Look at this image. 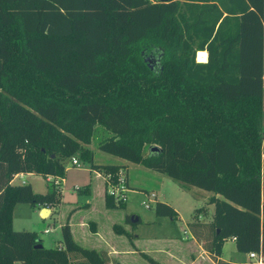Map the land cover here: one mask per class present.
<instances>
[{
  "label": "trees",
  "instance_id": "16d2710c",
  "mask_svg": "<svg viewBox=\"0 0 264 264\" xmlns=\"http://www.w3.org/2000/svg\"><path fill=\"white\" fill-rule=\"evenodd\" d=\"M98 124L111 133L100 150L214 193L211 221L190 223L196 237L211 229L217 264H237L217 259L233 238L264 261V0H0V264H107L69 223L62 245L38 247L12 216L18 203L59 206L73 156L116 177L124 166L87 147ZM21 173L49 190L13 183Z\"/></svg>",
  "mask_w": 264,
  "mask_h": 264
},
{
  "label": "rangeland",
  "instance_id": "374dc122",
  "mask_svg": "<svg viewBox=\"0 0 264 264\" xmlns=\"http://www.w3.org/2000/svg\"><path fill=\"white\" fill-rule=\"evenodd\" d=\"M200 53L201 51L197 52L198 61L202 56ZM144 59H147V64H152L149 59L153 58L148 54L144 56ZM110 135L111 133L106 128L98 124L92 142L87 147L94 151V162H126L128 165L132 183L131 191L134 190V192L128 194L129 200L126 207L108 208L105 205L102 192L103 183H105L103 177L91 169L90 162L76 155L75 157L79 161L78 165H73L71 159L66 161L64 179H56L54 183L58 189L60 188V206L53 207L52 214L43 217L40 205L18 203L12 212L13 228L37 232L42 244L47 248H52L63 242L61 227L66 223L72 224L75 237L84 239L80 237L78 225L85 222L87 223V227H85L87 237L93 235V238L92 241H90L91 238H87L86 241L79 242L89 248L96 247L103 253L105 250L103 242L98 243L94 236L95 233L90 228L92 222H95L105 236V233H112L115 239L121 242L118 243V246L121 244L120 253L115 257H108L107 251L104 252L107 264H114L116 261L121 264H154L155 262L185 264L184 261L192 260L189 257L192 250L185 247L192 244L195 238L205 250L203 256L197 260V264H212L207 259L209 256L213 260L207 249L212 238L211 229H204L200 233L201 236L196 237L190 222L207 223L212 219L208 205L214 193L182 183L165 173L100 150L98 142ZM13 183H28L35 192L39 193H46L51 186L44 176L36 173L19 174L15 176ZM148 192L156 193L158 200L173 204L178 210L179 216L172 218L157 215L155 201H151L150 207H146L143 201L147 200ZM199 209H201L200 212ZM133 217L139 219L133 221ZM115 223L119 227H125L129 234L116 233V229L113 230V228L111 230V226ZM47 229L49 231H46ZM92 243L94 245H91ZM222 252L223 258L229 262H248L250 264L255 261L246 253L238 251L236 243L232 239L225 241Z\"/></svg>",
  "mask_w": 264,
  "mask_h": 264
},
{
  "label": "crops",
  "instance_id": "0c3cea01",
  "mask_svg": "<svg viewBox=\"0 0 264 264\" xmlns=\"http://www.w3.org/2000/svg\"><path fill=\"white\" fill-rule=\"evenodd\" d=\"M202 53H207L206 51H201ZM203 58V59H202ZM205 59H207V54H206V58ZM205 59H204V57H201V59L199 60V61H205ZM123 159V158H122ZM95 163H97V164H118V165H124V167L127 169V176H128V184H129V186L130 187H132V183H131V177H130V174H129V168H128V165L126 164V162H122V163H99V162H95ZM94 171H96L97 173H98V175H100L99 173V171H97V170H94ZM21 174H23V173H21ZM28 174H31V173H28ZM19 175V174H18ZM17 176V175H16ZM14 180V179H13ZM104 182V181H103ZM104 185H103V190H102V192H103V196H104V200H105V183H103ZM132 189V188H131ZM130 192H134V190H130L129 192H128V194L130 193ZM129 199H127V201H128ZM157 200H158V195H157ZM160 200V199H159ZM127 201H126V205H127ZM161 201V200H160ZM61 204V203H60ZM171 204V203H170ZM106 205V204H105ZM173 205V204H172ZM57 205H54V206H51L50 207V209H51V212H50V214L49 215H51L52 214V210H53V207H56ZM60 206V205H59ZM174 206V205H173ZM126 207V206H125ZM175 207V206H174ZM42 208H44L43 206H40V209H42ZM177 210V209H176ZM211 221V219L209 220V221H207V222H210ZM200 222H202V221H200ZM81 224V225H80ZM79 225H78V227H79V231H80V237H83L84 239H80V238H77V237H75V232H74V229H73V226H72V224H70V227H71V231H72V234H73V237H74V239L78 242V243H80L81 244V242H79V241H86L87 240V238H91L90 239V241H92V238H93V235H90V236H88L87 237V234H86V232H87V230H86V228L85 227H87V223H85V222H82V223H80ZM115 225H117V223H115V224H113L112 226H111V230H112V228H113V230H115ZM120 227H122L123 229H124V231H126V232H128L126 229H125V227H123V226H120ZM90 228H91V230L96 234H94V236H95V238H96V240L98 241V243H100V242H103V245H104V251H103V254L105 255V253L104 252H106V255L108 256V257H110V256H114L115 257V255H117V254H119L120 253V251H119V247L121 246V244H120V246H118V243H121V242H118L116 239H115V237L113 236V234L112 233H105L106 234V236L101 232V230L99 229V227L95 224V222H92V224L90 225ZM81 229V230H80ZM116 231V230H115ZM116 233H117V231H116ZM119 234H123V233H119ZM82 235V236H81ZM233 241H235L234 239H232ZM84 243V242H83ZM60 245H62V243H60L58 246H60ZM82 245V244H81ZM91 245H94V243H92ZM84 246V245H83ZM186 246H188V247H185V248H187V249H189L190 251L192 250V252L194 251V253H192V252H190L191 254H190V258L192 259V260H190V261H184V263L185 264H197V260L199 259V257H201V256H203V254L205 253V250L200 246V244L198 243V241H197V239H195L194 238V241H193V243L192 244H190V245H186ZM86 247V246H85ZM92 248H95V249H97L96 247H92ZM103 248V247H102ZM101 249V248H100ZM98 250V249H97ZM198 250H199V252H198ZM105 255V256H106ZM207 256V255H206ZM247 256H248V254H247ZM249 257V256H248ZM173 258V257H172ZM207 259L212 263V264H217L216 263V261H214V260H212V258L211 257H209V256H207ZM218 260L219 259H221V260H225V261H228V260H226V259H224L223 258V252H222V255L221 256H218V258H217ZM231 263H237V264H247L248 262H232V261H230ZM160 263V262H159ZM181 264H183V263H181Z\"/></svg>",
  "mask_w": 264,
  "mask_h": 264
},
{
  "label": "built area",
  "instance_id": "2783aa9c",
  "mask_svg": "<svg viewBox=\"0 0 264 264\" xmlns=\"http://www.w3.org/2000/svg\"><path fill=\"white\" fill-rule=\"evenodd\" d=\"M151 1L155 2L157 0ZM71 162L73 165H78L79 163L77 157L75 156L72 157ZM99 174L101 177H103L105 182V194L112 196L116 202H126L128 199V192L131 190V188L128 184L127 170L125 169V167L119 169L115 178L111 172H100ZM49 179H51V177H49ZM151 201H157V194L154 192L147 193V200H144L143 204L146 207H150ZM46 231L49 230L47 229ZM248 256L251 259L256 260L258 264H263V257H261V255H259L257 252H250L248 253Z\"/></svg>",
  "mask_w": 264,
  "mask_h": 264
},
{
  "label": "water",
  "instance_id": "95a60500",
  "mask_svg": "<svg viewBox=\"0 0 264 264\" xmlns=\"http://www.w3.org/2000/svg\"><path fill=\"white\" fill-rule=\"evenodd\" d=\"M158 149H159V147L157 145H154V146H152L150 148V150H152V151L153 150H158ZM208 206H209V208L211 209V211L213 213L214 212V209H215L214 204H209ZM50 212H51V209L49 207H44V208L41 209V215L43 217L48 216L50 214ZM132 219H133V221H137L139 218L133 217ZM38 247H43V244H39Z\"/></svg>",
  "mask_w": 264,
  "mask_h": 264
},
{
  "label": "bare ground",
  "instance_id": "6f19581e",
  "mask_svg": "<svg viewBox=\"0 0 264 264\" xmlns=\"http://www.w3.org/2000/svg\"><path fill=\"white\" fill-rule=\"evenodd\" d=\"M200 54H201V55L203 54L201 57H204V59L206 58V54H207V53H205V52L202 53V52H201ZM202 59H203V58H202ZM205 60H206V59H205Z\"/></svg>",
  "mask_w": 264,
  "mask_h": 264
},
{
  "label": "flooded vegetation",
  "instance_id": "af4514ba",
  "mask_svg": "<svg viewBox=\"0 0 264 264\" xmlns=\"http://www.w3.org/2000/svg\"><path fill=\"white\" fill-rule=\"evenodd\" d=\"M153 59H158V58H155V57H154Z\"/></svg>",
  "mask_w": 264,
  "mask_h": 264
},
{
  "label": "snow or ice",
  "instance_id": "6c2138e0",
  "mask_svg": "<svg viewBox=\"0 0 264 264\" xmlns=\"http://www.w3.org/2000/svg\"><path fill=\"white\" fill-rule=\"evenodd\" d=\"M203 55V54H202Z\"/></svg>",
  "mask_w": 264,
  "mask_h": 264
}]
</instances>
